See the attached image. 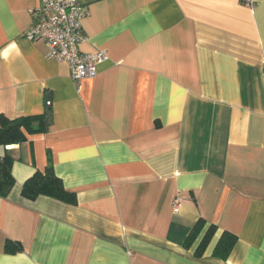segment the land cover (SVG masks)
I'll return each instance as SVG.
<instances>
[{"label":"crops","instance_id":"0c3cea01","mask_svg":"<svg viewBox=\"0 0 264 264\" xmlns=\"http://www.w3.org/2000/svg\"><path fill=\"white\" fill-rule=\"evenodd\" d=\"M82 1L80 50L107 59L75 81L27 37L41 0H0V117L42 114L47 96L54 113L1 148L15 184L0 197V264H264V0ZM49 154L76 204L23 195Z\"/></svg>","mask_w":264,"mask_h":264},{"label":"trees","instance_id":"16d2710c","mask_svg":"<svg viewBox=\"0 0 264 264\" xmlns=\"http://www.w3.org/2000/svg\"><path fill=\"white\" fill-rule=\"evenodd\" d=\"M54 120L52 100L47 96L45 108L42 114L35 116H18L9 118L5 115L0 117V152L1 148L9 144L20 143L27 140L25 130L29 133L46 132ZM25 129V130H24ZM14 158L6 153H0V197H7L15 184L12 173ZM25 197L35 199L39 195H46L69 204L77 203L76 193L67 190L62 179L56 174L52 157L49 154L48 164L44 171H36L28 178L22 189ZM205 224V220L200 218L191 229L185 240V245H190L199 235ZM216 226L211 225L202 239L196 255L201 256L208 243L213 237ZM237 237L229 232H224L215 248L214 256L226 260L236 243ZM7 249L11 253L21 250V245L12 241L7 242Z\"/></svg>","mask_w":264,"mask_h":264},{"label":"built area","instance_id":"2783aa9c","mask_svg":"<svg viewBox=\"0 0 264 264\" xmlns=\"http://www.w3.org/2000/svg\"><path fill=\"white\" fill-rule=\"evenodd\" d=\"M253 3L254 0H244ZM35 23L27 33L32 40L42 39L48 46V58L66 61L71 78L80 81L98 74V65L107 59L104 50L85 53L80 45L86 42L83 20L90 15V7L82 0H41L32 10ZM180 198L174 201L178 208Z\"/></svg>","mask_w":264,"mask_h":264}]
</instances>
